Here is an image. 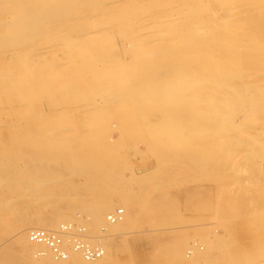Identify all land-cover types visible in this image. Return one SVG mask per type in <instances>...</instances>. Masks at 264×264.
I'll return each instance as SVG.
<instances>
[{
	"label": "rangeland",
	"instance_id": "1",
	"mask_svg": "<svg viewBox=\"0 0 264 264\" xmlns=\"http://www.w3.org/2000/svg\"><path fill=\"white\" fill-rule=\"evenodd\" d=\"M94 2L100 10L90 7ZM194 6L201 18L218 24L264 15V0H0V195L14 205L0 200L7 204L0 205V219L13 225L0 232V255L25 244L29 221L50 218V210L28 215L14 190L31 171L48 168L78 201H113L106 222L94 229L86 211L67 213L91 247H113L102 264H215L216 255V264H264V47L254 59L260 68L246 67L244 78L262 104L254 114L235 113L240 125L232 118L219 127L221 113H208L209 128L196 114L144 115L143 100L118 92V81H110L111 69L142 67L137 57L147 49L138 43L152 46L153 54L175 35L167 30L182 35ZM27 16L39 29L30 42L19 41L16 25ZM221 26L214 36L223 34ZM151 66L147 70H160ZM175 129L191 139L206 131V139L170 143L167 133ZM63 146V154L54 152ZM120 208L133 221L111 235L107 217ZM207 241L227 244L206 261H181L170 250L178 242L182 250L194 244L206 250ZM36 252L30 253L32 264L40 260ZM2 264L27 263L9 257Z\"/></svg>",
	"mask_w": 264,
	"mask_h": 264
},
{
	"label": "bare ground",
	"instance_id": "2",
	"mask_svg": "<svg viewBox=\"0 0 264 264\" xmlns=\"http://www.w3.org/2000/svg\"><path fill=\"white\" fill-rule=\"evenodd\" d=\"M90 7L98 11L101 9L100 7H102V4L94 2ZM200 13H201V9L198 8L197 6H194L193 9H191L190 12L191 22L190 24H187V26L184 27L185 29H182L183 30L182 35L178 34V30H174V31L167 30L169 31V33L170 32L175 33V35L170 36L171 38H169V41H165L163 45L160 44L157 48L159 50L158 52L152 54L151 53L153 51L152 46H149L144 42L138 43L140 49H147V51H145L146 53H143L142 55L137 57L138 61H143L142 67L140 68V64L138 65L137 69L130 67L129 68L121 67V66L120 68L115 67L116 70L120 69L121 71H116L111 69L109 72V74H111L110 81L112 80L118 81L117 84L119 85L120 88L118 92L122 94L130 93L131 96H134L135 100L137 101L143 100V102L141 103L142 108L139 109H140V113H143L144 115H149L152 113H182L183 114L182 117L183 116L188 117V115L196 114L202 116L205 120L202 122L201 121L196 122L195 127H199V125L203 123L204 124L203 127L209 128L205 124L207 123V119H210L208 113H221V115H223L222 120L216 123L220 127L223 121L222 123V128H223V125L225 124L224 122L231 121L232 118H234L233 116L235 115V113L249 112L254 114L255 111L256 110L258 111V108L261 107L262 104L261 101L258 102L256 100V99L258 100L260 99L257 98V96L251 95L252 92L249 87L250 85L245 83L244 78L247 73L246 67H252L255 69L260 68L259 64H256L254 59L256 52H258V50L264 47V15L259 14L258 15L259 17L257 16L250 18L246 17L243 21H238L233 24H228V23L218 24L207 21V19L201 18ZM219 25H222L221 27L225 28L223 34L220 36L217 35L214 36V32L216 31V29L218 30ZM16 26L19 29V31L17 32L19 41L23 39L26 40L29 39L28 41L30 42V38H32V34H33L32 31L39 29V24L37 20H34L33 18H29V16L23 17L22 20H20L18 25ZM178 27L179 29L183 28L180 26ZM200 30L204 31L202 36H198L200 35ZM151 55L158 57L155 58L154 56ZM90 57L92 59H96V56L91 55ZM149 61H153V62H149ZM154 64L158 65L159 67L158 69L160 70H158L157 72L155 71L152 72L151 70H147L148 68L152 67L151 65ZM143 66H145V68H143ZM163 66H165L166 69H163ZM109 98L110 97H108V99ZM127 112L128 111H126L125 113ZM130 116H134V115L131 114ZM236 116H238V114H236ZM239 119L240 118H238V120L235 119L236 121L239 122L238 124L235 121L237 125H240L241 119L240 120ZM199 122L201 123L199 124ZM229 126L233 127L231 125ZM179 129H175L172 132L167 133L168 136L167 140L168 141L170 140L169 141L170 143L178 144L176 141L179 142L183 141V143H188L192 141L195 142L196 140L199 141L201 138L206 139V137H202V136H206L203 135L206 131H203L202 132L203 134L200 132L195 133V136L192 137L191 139L190 137H188V135L185 132L183 133L182 129H181L182 131ZM214 129L213 131L215 132ZM218 129H216V131ZM154 134L150 133L149 135L152 136L154 140H156L157 136H154ZM169 142H167V144ZM238 144L241 143L238 142L235 146H237ZM246 146L251 147L249 145ZM56 148L57 150H54V152H62L61 150L65 147L63 146ZM227 153H229V150L227 151ZM254 155L256 157V154ZM30 173L31 174L28 177L26 176L25 178L20 179L19 184L17 186L15 187L13 186L14 188L16 187L19 188V189H14L19 192L18 198L26 201V204L22 206L23 211H28L29 213L28 215L38 214L42 216L45 215L44 214L45 211L50 210V214H51L50 218H48L46 215L45 218L47 219L41 222L29 221L28 222L29 227L27 228H32L30 230L41 229V230H50V232H53L56 231L57 229L56 230H52V229L56 228L58 225H59L58 230L61 228V226L68 227L71 224H73L72 218L69 217V215L67 214L69 211H81V212L86 211L87 214H89L88 216H90L92 219L90 228L94 229V227H99V225H102L103 223L106 222V214L109 211H111L112 208L114 207L113 201L110 199H104L102 201H99V203L97 202L95 204L83 200L78 201L77 200L78 195L74 193L75 190H71L70 187L65 188L62 187V185H60L59 181L61 180L62 182L63 180H65L63 179V177L62 178L60 177L59 179L55 180L56 179L54 177L55 175H53L55 174V171L53 170L49 171L48 168L47 169L40 168L38 169V174L36 173V170L35 171L33 170ZM17 181L18 180H16L15 182ZM253 181L254 180H252L250 183H252ZM255 181H257L256 183L259 182L258 180ZM253 185L256 186L257 184H252L251 186ZM6 199H8L7 195H0V200L12 205L11 204L13 202L12 199L11 200H6ZM1 204L7 205L5 203L0 202V205ZM117 211H123L122 214L123 216L121 217V220L119 219L117 222L110 221L109 217L111 215L116 214ZM111 215L107 217V221H109L108 222L109 224L106 225L107 231L111 235L112 234L118 235L121 231L123 232V230H125L128 226L132 224L133 217H131V214L126 215L125 211L122 208L117 209ZM8 221L9 219L7 218H4V220L0 219L1 235L4 234L3 232H7L13 227V225ZM70 235L71 233L69 235H66L63 239L62 248L65 251V254H67V258L65 260L56 259L53 256V254L45 248V246L32 243L29 241L28 237H25V244H21L20 249H14L10 253H4L0 255V264H2V262L7 260L9 257L12 258L16 257L20 261H23L27 264H32V262L30 261V253L34 250L37 251L36 252L37 257L40 258V260L36 261L35 264H102L109 255L107 254V252L111 251V248H113L109 244H105V243L101 244V247L95 246V247H99L103 251V257L96 261H87L81 252L74 250L72 240H70ZM85 237L86 236H84V238H82L81 239L82 241L80 242L91 247L92 245H89L90 243L88 244L87 239H85ZM219 238L220 237L218 236L217 239ZM225 241H223V243ZM197 242L200 243V241ZM219 244L220 243L218 242L212 243L210 241V243H208L207 241V244L205 245L207 247L206 250L205 249L201 250L200 248H197L195 244L187 249L184 248L182 250V248H180L181 247L180 242H178L176 243V245L173 246L174 247L173 249L172 247H170V250L173 253H175L181 261L188 262L186 261L187 258H190L188 260H191V257H194L195 259L198 258L205 259L206 261L207 257L208 259H210L209 256L212 258L211 256L212 252L216 248H218ZM225 244L227 243H224L223 246ZM188 246L189 245H187L186 247ZM220 246L223 247L222 244H220ZM221 247H219L220 251L223 250L225 246L222 249ZM38 248L42 250H37ZM43 248L46 250V252L43 250ZM222 252L223 251H221V253ZM225 253L227 252L225 251L224 254ZM216 256L213 257L215 259V264L217 263L216 262L217 259L219 262V258H217ZM224 256L226 257V255ZM80 257L85 261V263L80 261ZM211 260L213 261V259ZM198 261L196 263H198ZM105 264H109V263H105Z\"/></svg>",
	"mask_w": 264,
	"mask_h": 264
},
{
	"label": "built area",
	"instance_id": "3",
	"mask_svg": "<svg viewBox=\"0 0 264 264\" xmlns=\"http://www.w3.org/2000/svg\"><path fill=\"white\" fill-rule=\"evenodd\" d=\"M123 211H117L116 214L111 215L109 220L112 222H117L123 216ZM70 235V240H72V244L75 251L81 252L84 258L87 261H96L103 257V251L99 248L89 247L86 244L80 242L81 236L77 235L76 231L73 230V227L70 226H61V228L57 231L50 232V230H41V229H33L29 230L27 233V237L30 242L43 245L47 250H49L56 259L65 260L67 258V254L62 248L63 239L66 235Z\"/></svg>",
	"mask_w": 264,
	"mask_h": 264
}]
</instances>
